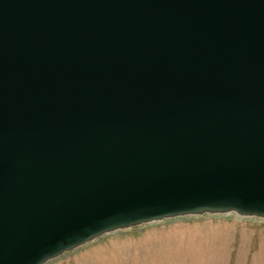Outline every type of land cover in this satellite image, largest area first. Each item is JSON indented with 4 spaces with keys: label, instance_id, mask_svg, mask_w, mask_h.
Listing matches in <instances>:
<instances>
[{
    "label": "water",
    "instance_id": "1",
    "mask_svg": "<svg viewBox=\"0 0 264 264\" xmlns=\"http://www.w3.org/2000/svg\"><path fill=\"white\" fill-rule=\"evenodd\" d=\"M231 213L264 218V0H0V264Z\"/></svg>",
    "mask_w": 264,
    "mask_h": 264
},
{
    "label": "rangeland",
    "instance_id": "2",
    "mask_svg": "<svg viewBox=\"0 0 264 264\" xmlns=\"http://www.w3.org/2000/svg\"><path fill=\"white\" fill-rule=\"evenodd\" d=\"M47 264H264V218L203 214L107 233Z\"/></svg>",
    "mask_w": 264,
    "mask_h": 264
}]
</instances>
